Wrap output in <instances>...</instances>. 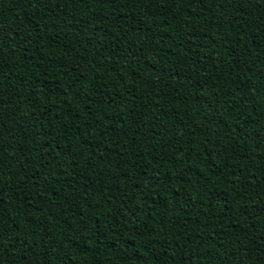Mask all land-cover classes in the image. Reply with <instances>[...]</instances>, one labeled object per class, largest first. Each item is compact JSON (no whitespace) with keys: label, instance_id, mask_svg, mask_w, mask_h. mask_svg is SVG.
<instances>
[{"label":"trees","instance_id":"16d2710c","mask_svg":"<svg viewBox=\"0 0 264 264\" xmlns=\"http://www.w3.org/2000/svg\"><path fill=\"white\" fill-rule=\"evenodd\" d=\"M0 264H264V0H0Z\"/></svg>","mask_w":264,"mask_h":264}]
</instances>
